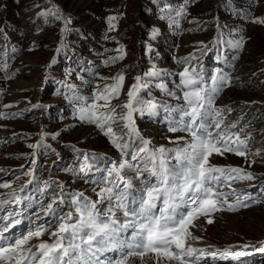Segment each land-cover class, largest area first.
Instances as JSON below:
<instances>
[{
  "label": "rangeland",
  "instance_id": "rangeland-1",
  "mask_svg": "<svg viewBox=\"0 0 264 264\" xmlns=\"http://www.w3.org/2000/svg\"><path fill=\"white\" fill-rule=\"evenodd\" d=\"M165 4L170 5L174 23L161 18L165 13L160 9ZM226 5L229 0H0V28L4 29L0 34V184L10 183L18 190L30 179L25 171L34 169L36 176L20 193L33 198L31 207H26L28 201L0 205V216L20 213L0 221L2 226L11 219H21V224L6 236L21 234L52 219L43 215L37 201L46 205L50 202L49 193H59L60 189L53 184L42 197L37 189L43 187L45 180L64 185L65 202L59 206L63 212L70 210L72 193L83 192L92 200L97 199L92 191L96 186L86 183L87 177L80 178L84 155L94 165L91 177L100 176L96 168L119 161L121 154L95 124L79 119L77 109L92 103L104 104L97 96L115 83L113 77L118 74L124 76V81L119 96L111 99L112 105L127 101V91L140 76L148 86L139 90V99L174 107L183 100L167 92L182 95L177 86L181 81L179 73L186 67L202 73L205 80L217 68L223 69L230 74L231 84L219 93L216 105L231 108L225 113L226 125L235 123L237 128L232 131L242 129V139L250 136L248 147L252 152L264 149V25L251 23L247 18L248 14L264 16V0H230L235 12ZM181 7L186 12L177 15ZM55 8L71 17L66 31H62V19L41 14ZM110 16L117 17L111 21L114 28L108 20ZM217 23L226 27L218 31ZM241 34L245 38L243 48H232L228 41L239 39ZM153 69L160 75H145ZM166 116L162 108L153 118L134 113L141 135L157 148L176 147L170 141L178 136L191 139L184 132H169ZM113 127L118 131L123 125ZM42 132L48 135L40 143ZM57 132L59 135L52 139L51 134ZM38 143L37 148L29 147ZM252 159L246 161L232 153L210 158L218 166L231 165L252 172L255 180L235 181L232 188L264 198V152L254 157L255 163H251ZM9 191L0 188V198H7ZM220 191L228 193L230 189L222 185ZM161 206L158 203L157 213ZM213 219L212 224H207L204 217L196 221L199 226L192 232L201 239L188 241L205 249L201 264H245L249 257L250 264H264V203L235 212H217ZM40 239L48 240V234ZM38 242L33 239L30 243ZM257 248L262 251L252 254ZM225 249L236 255L222 258L220 254ZM154 260L155 255L149 253L143 260L129 257L127 264H153Z\"/></svg>",
  "mask_w": 264,
  "mask_h": 264
},
{
  "label": "snow or ice",
  "instance_id": "snow-or-ice-1",
  "mask_svg": "<svg viewBox=\"0 0 264 264\" xmlns=\"http://www.w3.org/2000/svg\"><path fill=\"white\" fill-rule=\"evenodd\" d=\"M253 2L258 3L259 0ZM226 7L230 11H237L230 7V0ZM160 11L165 13L162 19L168 18L175 22L170 5L165 4ZM185 12L186 9L181 7L176 14L183 15ZM41 14L62 19L65 23L62 31H66L67 25L71 23V17L64 16L59 8L49 9ZM247 18L251 23L264 25V16L252 17L248 14ZM116 19V16L108 17L113 28L115 25L111 21ZM222 27L226 26L217 23L218 31ZM3 33L4 29L0 28V34ZM244 43L243 34L239 39L228 41L234 49H242ZM204 47L207 49L206 45ZM59 50L58 48L57 51ZM145 75L154 77L160 75V72L153 69ZM179 75L181 81L177 87L181 88L182 95L167 92L169 96L183 100L182 104L174 107L139 99V90L148 86L147 82H141L140 76L136 77V83L127 91V101L122 105H112L111 99L119 96L124 81V76L118 74L113 77L115 83L106 86L104 92L97 96V99L105 101L104 104L92 103L77 109L79 119L95 124L120 152L121 159L111 161L108 167H97L96 172L101 175L89 177L94 165L89 163V156L85 154L84 162L79 168V172L83 173L80 178L87 177L85 182L96 186L92 191L96 193L97 199L92 200L83 192L72 193L70 210L67 212L59 207L65 202L64 185L43 181V187L37 189L42 197L53 188V184L60 189L59 193H49L50 202L46 205L42 200L37 201L41 204L43 215L52 219L18 235L13 233L6 236L5 233L21 224V219H11L9 223L0 226V264H127L129 257L137 256L143 260L149 253L155 255L153 264H161V261L201 264L205 249L188 243L190 239H201L192 232L193 228L199 226L196 221L204 217L207 224H212L217 212H235L253 204L264 203V198H257L246 192L238 193L232 188L235 181L255 180L252 172L231 165L218 166L210 160L214 154L223 156L225 153H232L244 157L246 161L252 157L251 163H255L254 157L264 152V149L252 152L248 147L250 136L246 135L242 139V129L232 131L237 125L225 123V113L231 112V108L216 105L219 93L231 84L230 74L217 68L209 80H205L202 73L195 69L190 71L186 67ZM158 86L165 87L163 84ZM117 108L123 111L118 112ZM161 108L167 113L165 119L168 120V131L187 133L190 140L178 136L170 141L176 147L157 148L152 145L151 140L141 135L134 113L153 118L159 115ZM120 124L123 127L118 131L114 130L113 126ZM46 135L48 134L41 133L40 143ZM51 135L52 139H56L59 132ZM125 136L128 137L127 140L124 139ZM181 141L184 143L181 144ZM40 143L29 147L37 148ZM173 160L175 164L171 163ZM32 163L35 164V160ZM24 175L30 179L18 190L13 189L10 183L0 184V188L11 189L6 194L7 198H0V205H20L28 201L26 207H31L33 198L21 196L20 193L36 179L35 171L29 169ZM222 185L230 191H220ZM229 196L233 199L230 200ZM158 203L162 206L157 213L155 210ZM19 215L20 213L9 212L7 216H0V221ZM46 233L49 239L41 240ZM33 239L39 242L30 243ZM220 255L228 258L236 254L225 249ZM203 264H207V261Z\"/></svg>",
  "mask_w": 264,
  "mask_h": 264
},
{
  "label": "bare ground",
  "instance_id": "bare-ground-1",
  "mask_svg": "<svg viewBox=\"0 0 264 264\" xmlns=\"http://www.w3.org/2000/svg\"><path fill=\"white\" fill-rule=\"evenodd\" d=\"M262 250H261V248H257L256 250H254L253 252H252V254H257V253H259V252H261ZM245 262V264H250L251 263V258L249 257V258H247V259H245L244 260Z\"/></svg>",
  "mask_w": 264,
  "mask_h": 264
}]
</instances>
